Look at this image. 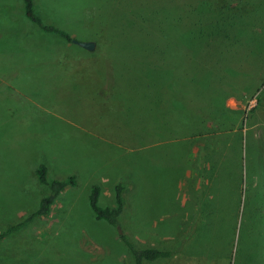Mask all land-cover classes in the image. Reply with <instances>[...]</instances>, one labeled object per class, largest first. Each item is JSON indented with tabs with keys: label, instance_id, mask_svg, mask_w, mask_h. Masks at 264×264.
Returning a JSON list of instances; mask_svg holds the SVG:
<instances>
[{
	"label": "rangeland",
	"instance_id": "rangeland-1",
	"mask_svg": "<svg viewBox=\"0 0 264 264\" xmlns=\"http://www.w3.org/2000/svg\"><path fill=\"white\" fill-rule=\"evenodd\" d=\"M36 1L45 24L95 47L82 50L42 31L24 16L22 0H0V232L48 192L35 175L39 164L49 180H76L47 215L0 240V264H133L123 233L139 247L175 250L143 264H234L239 250L264 264V83H246L236 71L213 99L212 112L236 121L221 140L154 141L133 88L148 47L139 21L151 17L148 2L171 12L177 0ZM225 3H246L243 22L264 20L246 12L264 0H213L211 7ZM261 56L255 66L264 71ZM143 162L142 174L135 168ZM120 180L121 233L88 204L98 183L99 204L113 205Z\"/></svg>",
	"mask_w": 264,
	"mask_h": 264
},
{
	"label": "trees",
	"instance_id": "trees-1",
	"mask_svg": "<svg viewBox=\"0 0 264 264\" xmlns=\"http://www.w3.org/2000/svg\"><path fill=\"white\" fill-rule=\"evenodd\" d=\"M212 1L177 0L171 12L162 3L157 8L156 2L150 1V19L141 17L139 21L145 25L142 30L147 32L148 47L145 59L137 64L139 78L133 88L135 93L142 96V105L145 106L142 119H146L147 124L145 131L154 141L169 135L176 142L184 138L201 140L205 135L221 140L225 133L235 131L236 121L234 118L222 119L212 112L213 99L220 95L224 86L231 85L237 72V78H243L246 83H264L262 66H255L264 54V20L258 26L243 22L246 3L240 9L231 3L213 8ZM37 4L36 0H22L24 16L42 31L56 34L64 41L73 43L68 32L42 21L37 13ZM260 7L256 11L246 7V12L264 15V5L260 4ZM213 14L219 18L215 19ZM226 17L228 21L224 20ZM136 24L130 22L127 26L134 28ZM249 75L251 78L247 79ZM223 78L225 82H221ZM162 92H167V98H161ZM231 95L234 94L225 92L224 96ZM237 139V148L241 151L242 143L240 138ZM184 157L186 159L187 156ZM142 166L141 169L140 166L135 169L143 174L146 171L144 162ZM47 173L46 166L39 164L35 175L39 183L47 186L48 192L21 221L2 230L0 240L24 228L34 217L47 215L62 192L76 184L74 176L49 180ZM125 187L123 180L116 182L113 185V205L102 206L98 202L101 187L98 183L91 184L88 204L97 220H103L115 228L121 226ZM120 238L133 264L170 258L175 253V250L168 247H139L124 233L120 234ZM249 255L239 250L236 253L238 260L234 264H253L258 259L255 254V258Z\"/></svg>",
	"mask_w": 264,
	"mask_h": 264
},
{
	"label": "water",
	"instance_id": "water-1",
	"mask_svg": "<svg viewBox=\"0 0 264 264\" xmlns=\"http://www.w3.org/2000/svg\"><path fill=\"white\" fill-rule=\"evenodd\" d=\"M72 42L81 46L82 48H85L87 50H92L94 47H95V43L94 41H76L74 39H72ZM118 228V232L121 233V230H120V227H117Z\"/></svg>",
	"mask_w": 264,
	"mask_h": 264
}]
</instances>
